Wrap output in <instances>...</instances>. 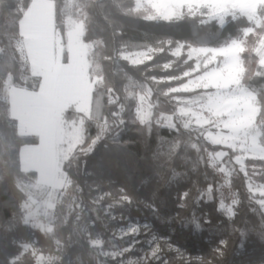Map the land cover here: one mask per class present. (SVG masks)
Segmentation results:
<instances>
[{"label": "trees", "instance_id": "trees-1", "mask_svg": "<svg viewBox=\"0 0 264 264\" xmlns=\"http://www.w3.org/2000/svg\"><path fill=\"white\" fill-rule=\"evenodd\" d=\"M53 1L56 26L64 36L67 31V0ZM31 2L0 0V264H8L9 256L19 251L11 243L13 239L35 245L48 255L58 256L59 261L53 264H122L118 259H105L104 255L120 252L132 245V236L120 237L116 231L137 220L148 223L162 240L167 239L175 247L183 248L194 261L201 257L205 264L209 261L211 264H264L261 212L248 202L242 174L233 173L231 184L224 185L225 176L211 164L203 163L201 157L206 153L187 146V136L155 125L148 133L144 125L132 122L134 111L126 112L122 117L117 114V104L113 103L114 93L109 91L110 88L127 86L129 78L139 83L151 76L175 75L183 66L177 63L179 67L162 71L161 65L173 59L167 52L156 53L153 61L141 66H132L122 60L114 64L104 59L114 54L112 50L117 46L133 51L144 49L135 47L137 45L158 47L161 40L168 39L216 47L225 40L239 39L243 29L249 26L245 19H229L224 26L216 20L202 25L199 21L205 19L201 16L194 19L186 17L174 23L145 21L116 16L118 9L111 0H98L90 9L88 21L84 22L83 40L94 46L88 55L89 73L92 79H98L92 94L90 115L85 120L84 143L63 165L71 183H68L66 193L56 208L53 232L42 233L25 225L19 209L24 195L15 185L17 181L27 185L36 176L22 169L21 153L24 147L37 145L38 138L19 133L18 121L12 118L3 91L9 78H12L14 86L20 88L33 90L40 84V79L31 76L27 57L20 47V23ZM81 2L76 0L79 20L78 5ZM100 2L105 5L103 9L98 7ZM130 2L119 0L123 7L130 6ZM108 13L118 21L117 27L121 25L123 28L122 42L113 41L111 19L105 18ZM260 13L264 15V6ZM263 32L264 28H260L246 36L244 46L247 51L241 54L243 66L247 68L245 82L256 87L264 83L261 78L253 76L260 59L255 48ZM100 39L106 47L97 43ZM144 69L147 70L142 71ZM147 82L155 88L152 81ZM168 84L158 85V90L155 88L153 93V100H157L165 110L171 106L161 90L167 89ZM261 102L264 103V96ZM81 118V113L74 108L65 114L66 120ZM261 118H264V113ZM179 135L183 143L174 148L172 142ZM90 145L91 151H83ZM217 147L209 146V149ZM248 163L259 162L250 160ZM209 184L216 186L212 192L213 200H201L197 204V198ZM121 189L131 197V203L120 199ZM233 189L239 193L238 197H235ZM183 190H187L189 195L181 208L178 207L181 203L179 193ZM233 199L239 200L238 215L229 220L218 211V202H231ZM92 221H95V227H91ZM220 240L227 241L222 254L214 250L220 247ZM166 259L170 264H184L183 260L175 258L174 252L167 251ZM18 264H33L31 253Z\"/></svg>", "mask_w": 264, "mask_h": 264}, {"label": "snow or ice", "instance_id": "snow-or-ice-1", "mask_svg": "<svg viewBox=\"0 0 264 264\" xmlns=\"http://www.w3.org/2000/svg\"><path fill=\"white\" fill-rule=\"evenodd\" d=\"M97 3L98 0H82L78 5L82 25L88 21L91 14L90 9ZM111 3L118 9L116 16L136 17L145 21L174 23L185 20L186 17L194 19L204 16L205 13L201 9L207 7L209 8V13H207L209 20L199 21L200 24L205 25L210 23L211 17L215 15L212 6L206 3V0H131L128 7L121 6L119 0H111ZM98 7L103 9L105 5L100 2ZM105 18L111 19L113 41L122 42V26L117 27L118 21L112 13L106 14ZM97 43L101 47H106V43L102 39ZM159 45L158 47L135 46L143 47V51H131L128 48L117 46L112 50L114 54L104 57L114 64L122 60L132 65H139L144 64L147 60H152L156 53L167 52L171 57L177 59L163 64L164 69L172 67L174 63L184 66L175 75L163 78L151 76L146 78L145 82L139 83L129 78L127 86L120 85L118 89L110 88L109 91L114 93L113 103L117 104V114L122 117L124 113L129 111L133 113L134 111L132 122L144 125L148 133H151L155 125L187 136V146L197 152L206 153V156L201 157L203 163L211 164L225 176L224 185L231 184L233 173L242 174L248 202L255 205L261 212L260 228L261 236L264 238V118H261V114L264 113V103L261 102V97L264 96V83L256 87L245 82L247 68L243 66L244 61L240 54L247 49L236 39L225 40L216 47H194L192 44L172 39L161 40ZM218 56L224 57L222 64L218 61ZM181 57L182 59H180ZM257 64L258 67L253 76L264 81V59H259ZM233 65L236 66L235 71L232 70ZM125 75L127 74L125 73ZM161 79L179 82L169 83L166 91L161 90L163 95L168 98V103L171 104L170 109L167 110L162 108L157 100L152 99L154 89L147 82L150 80L158 84ZM247 79H251V77ZM12 118L21 119L18 116ZM121 123L124 121L121 120ZM92 143L94 144L95 140ZM172 143L174 148H178L183 143V139L180 135L176 136ZM209 146L219 147L210 150ZM83 151H91V145ZM250 160L259 163L249 164ZM68 183L70 184L71 180H68ZM224 185H220V187ZM15 186L24 195L19 209L23 213L25 225L28 226L29 219L35 215L32 211V206L36 203L33 193L40 190L39 185H25L21 181H17ZM214 190H216V186L209 184L197 198L196 203L199 204L201 200L203 202L212 201ZM120 191V199L131 203V197L124 194L125 190L121 189ZM233 192L235 197L239 196V193L234 189ZM188 195L187 190L179 193L181 203L178 207L185 206L183 201L187 200ZM238 206V199H233L230 207H227L223 200H219L218 211L223 212L227 219L234 220L238 215L236 211ZM210 222L205 221V223ZM32 227L42 233H51L54 230L53 226L39 222L34 223ZM91 227H95V221L91 222ZM197 227L199 228L200 225L198 224ZM165 241L167 251L174 252L175 258L183 260L184 264H197V261L199 264H205L204 258L197 257L194 261L185 254L183 248L175 247V244L167 239ZM11 243L15 244L19 251L15 255L9 256L8 264H18V261L29 252L33 257V264H53L54 260L59 261L60 259L58 256L46 254L43 249L35 245L24 244L15 239ZM218 244L220 247L214 250L218 254H222V249L227 245V241L220 240ZM241 247H243V243ZM163 251L161 245L156 243L146 254H142L140 259L144 261V264H150L152 260L157 261L158 264L161 259H164V264H170V261L161 255ZM208 264L211 262L209 261Z\"/></svg>", "mask_w": 264, "mask_h": 264}, {"label": "rangeland", "instance_id": "rangeland-1", "mask_svg": "<svg viewBox=\"0 0 264 264\" xmlns=\"http://www.w3.org/2000/svg\"><path fill=\"white\" fill-rule=\"evenodd\" d=\"M206 3L212 6V10L215 13V15L211 17V21L216 20L222 26H224L229 19H245L249 23V26L243 29L242 36L237 39L241 42L243 47H245L244 41L246 36L254 33L256 29L264 28V15H261L260 13L261 7L264 6V0H206ZM51 5H54L53 1ZM76 6V0H67L65 6V27L68 32L73 34L76 43L78 45H82L87 54H90L94 46L85 43L83 40L85 25H82L81 21L76 16ZM53 11L54 8L52 9V12ZM201 11L205 13V15L201 17L205 20H209V16L207 15V13H209V8H202ZM24 44L26 45L25 41L21 43L20 47L26 57L27 55L24 50ZM193 46L196 47L195 45ZM143 50L144 49H138L133 51ZM255 50L260 55V59H263L264 32L261 34V39L259 40ZM155 56L156 54L153 56L152 60H147L144 64H129L132 66L145 65L153 61ZM176 59L177 58H173L166 63H170ZM180 59H182V57ZM217 59L221 64L224 62L223 56H218ZM162 65V71H169L179 67L176 66L177 63H174L172 67L168 69H164ZM235 69L236 66L233 65L232 70L235 71ZM87 75H89L88 78L85 74L82 78L77 79V85H67V91H65V97L62 102V105H64L65 108L67 105L76 107L77 111L81 113L82 118L80 120H66L64 117L59 118L55 121V123H53V128L50 133L41 137V142H39L38 139L37 145H31L30 147L26 146L22 150V169L27 173L33 172L36 174L33 180H31V182L27 185L38 184L40 189L39 191H34L33 193L36 203L33 204L32 211L35 215L29 219L28 225L30 227H32V225L36 222L53 226L56 208L61 203L68 188V178L66 179L67 175L63 170V165L84 143L85 120L89 118L92 94L98 81L97 78H91L88 70ZM172 82L176 81H164L161 79L158 84L152 81L157 90L159 88L158 85ZM11 85H13L12 78H9L3 91L4 96L7 95L6 87ZM166 90L167 89H164L163 91ZM162 96L168 101V98L163 95V92ZM169 105L171 106L170 103ZM225 204L227 207L231 206V202H225ZM116 233L120 237L132 236L133 243L131 248L128 247L120 252L105 254V259H118L122 264H143L144 261L140 259L141 255L146 254L156 243H159L161 248L164 249L161 255L166 258V241L158 237V235L152 231V228L148 223L143 222L142 220L130 221L120 227ZM95 244L101 246L100 243ZM53 262L56 261L54 260ZM150 262L157 264V261L155 260ZM158 264H164V259H161Z\"/></svg>", "mask_w": 264, "mask_h": 264}, {"label": "crops", "instance_id": "crops-1", "mask_svg": "<svg viewBox=\"0 0 264 264\" xmlns=\"http://www.w3.org/2000/svg\"><path fill=\"white\" fill-rule=\"evenodd\" d=\"M52 1L32 0L20 23L21 43L26 42L24 50L31 76L40 79L38 88L32 90L11 85L6 87L7 95L4 96L12 117L21 118L16 119L19 133L36 136L39 142L43 135L50 133L55 121L65 118L70 108L80 113L74 106L65 108L62 102L67 85H77V79L85 74L89 77V54L76 43L73 34L68 31L64 36L61 34L56 26L55 3L52 6Z\"/></svg>", "mask_w": 264, "mask_h": 264}]
</instances>
